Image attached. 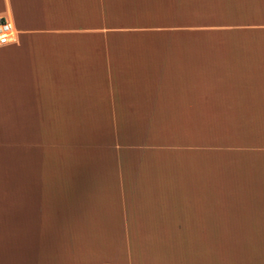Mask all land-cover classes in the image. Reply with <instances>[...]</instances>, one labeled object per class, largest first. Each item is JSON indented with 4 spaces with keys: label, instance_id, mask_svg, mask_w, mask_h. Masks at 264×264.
<instances>
[{
    "label": "crops",
    "instance_id": "obj_1",
    "mask_svg": "<svg viewBox=\"0 0 264 264\" xmlns=\"http://www.w3.org/2000/svg\"><path fill=\"white\" fill-rule=\"evenodd\" d=\"M0 18V264H264V0Z\"/></svg>",
    "mask_w": 264,
    "mask_h": 264
},
{
    "label": "built area",
    "instance_id": "obj_2",
    "mask_svg": "<svg viewBox=\"0 0 264 264\" xmlns=\"http://www.w3.org/2000/svg\"><path fill=\"white\" fill-rule=\"evenodd\" d=\"M17 33L12 23L6 18H0V47L14 42Z\"/></svg>",
    "mask_w": 264,
    "mask_h": 264
}]
</instances>
